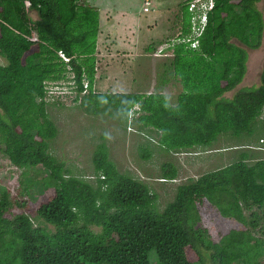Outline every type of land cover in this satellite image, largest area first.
Here are the masks:
<instances>
[{"label": "trees", "instance_id": "trees-1", "mask_svg": "<svg viewBox=\"0 0 264 264\" xmlns=\"http://www.w3.org/2000/svg\"><path fill=\"white\" fill-rule=\"evenodd\" d=\"M24 1L0 0V145L22 175L38 167L46 173L32 207L43 225L25 214L7 218L12 202L9 191H0V264H264V159L250 164L253 154L241 153L177 185L172 201L159 209L156 192L122 174L104 143L92 155L94 183L72 175L50 153L58 131L48 106L65 103L47 100L44 89V82L65 72L56 55L62 51L71 58L78 85L72 105L88 114L94 105L116 110L138 136L155 133L157 147L168 153L209 151L226 133L264 138V65L257 87L227 96L246 76L248 50L261 45L262 0H214L199 49L173 48L168 65L183 88L176 99L179 115L164 110L157 93L93 92L97 9L84 0H28L30 8ZM180 17L185 35L186 3ZM83 74L89 88L82 95ZM133 102H142L143 110L131 122L127 109ZM147 148L140 147L143 160L152 156ZM159 169L164 184L178 177L172 163Z\"/></svg>", "mask_w": 264, "mask_h": 264}, {"label": "rangeland", "instance_id": "rangeland-1", "mask_svg": "<svg viewBox=\"0 0 264 264\" xmlns=\"http://www.w3.org/2000/svg\"><path fill=\"white\" fill-rule=\"evenodd\" d=\"M84 1L98 10L99 30H107L103 36L107 35L108 40L106 42L103 38L101 43L104 57L100 59L99 71L94 76L97 91L146 95L167 90L174 94L176 101L183 88L178 78H174L172 68L166 64L172 56L154 54L181 32V9L190 0H150L147 12L143 11L144 0ZM257 7L262 12L264 20V0L258 3ZM33 17L36 19V16ZM108 30L120 33L121 39L126 38L127 43L122 46L119 42L113 41L117 35L109 33ZM128 42L132 49L127 48ZM149 48H152V51H149ZM4 64L5 60L0 57V65ZM263 65L264 30L260 47L248 50L247 74L244 81L227 96L231 97L241 88L257 87ZM166 81L169 83L166 84ZM66 104L71 103L67 100L65 104L48 106L49 116L58 131L56 138L50 141V153L63 161L72 175L94 183L92 155L97 145L104 143L108 148L109 158L122 174L146 183L156 192L159 209L172 201L177 185L188 180H196L203 174L230 164L236 161L241 153L253 154L250 164L255 160L264 159V138L259 137L258 133L250 137L221 134L209 151L173 154L161 147L158 148L155 142L147 146V139L138 136L132 123L130 125L129 121L125 123L116 110L111 108L98 110L94 105L90 106L88 114L78 105ZM92 111H95V114H92ZM261 118L264 119V113ZM262 119L259 118L260 122ZM128 126H131V129ZM106 131L111 132L112 140L105 139ZM143 146L148 147L152 154L148 160L140 158V147ZM1 148L0 145V191H9L12 202L6 217L11 219L15 215L25 214L36 225H43V222L35 218L32 207L41 195V185L46 173L38 167L22 175V171L10 165L1 153ZM164 162L172 163L178 169L177 179L165 184L160 182L157 176ZM22 202H27L28 207L20 206L19 203ZM261 227L264 228V222L261 223ZM49 228L53 229L51 226ZM210 232L214 233L213 227L210 228Z\"/></svg>", "mask_w": 264, "mask_h": 264}, {"label": "built area", "instance_id": "built-area-1", "mask_svg": "<svg viewBox=\"0 0 264 264\" xmlns=\"http://www.w3.org/2000/svg\"><path fill=\"white\" fill-rule=\"evenodd\" d=\"M149 3L150 0H144L145 7L143 11H148L147 5H149ZM24 7L30 8L31 3L28 0L24 1ZM186 7L189 15V28L187 29V34L182 35L181 32L178 33L175 39L170 40L169 43L157 49L154 56H173V48L180 45L186 50L196 51L199 49V41L206 29L208 14L214 8V0H190L186 2ZM28 40L37 42L36 38H28ZM164 51H168L169 53L163 54ZM56 55L59 61L65 66V72L59 80L44 82L47 100H59L64 103L69 100L71 104L67 105H72L71 101L77 94L78 85L73 67L70 64L71 58L66 56L62 51H57ZM80 85L82 87V95L87 93L89 82L85 74L81 77ZM93 92H95V88H93Z\"/></svg>", "mask_w": 264, "mask_h": 264}, {"label": "clouds", "instance_id": "clouds-1", "mask_svg": "<svg viewBox=\"0 0 264 264\" xmlns=\"http://www.w3.org/2000/svg\"><path fill=\"white\" fill-rule=\"evenodd\" d=\"M158 98H159V103L164 110L169 111L170 113H175L177 115L181 114V106L178 102L175 101L174 94L172 92H169L167 90H161L158 93ZM142 110H143L142 102H133V106L127 109V119L131 120L137 118V116L142 112ZM262 113H264V108L262 110ZM260 119H262L261 116ZM162 131H164L165 133L167 132V130H162ZM104 137L107 140L113 139V136L109 131H106L104 133Z\"/></svg>", "mask_w": 264, "mask_h": 264}, {"label": "crops", "instance_id": "crops-1", "mask_svg": "<svg viewBox=\"0 0 264 264\" xmlns=\"http://www.w3.org/2000/svg\"><path fill=\"white\" fill-rule=\"evenodd\" d=\"M37 13L35 12V11H30V13H29V15H30V17L32 18L33 16H36L37 17V15H36ZM107 17V16H106ZM34 18V17H33ZM35 19V18H34ZM100 29H101V27H100ZM105 31H107V30H99L98 31V36H97V45H96V52H95V55H94V57H95V59H96V72H98L99 71V66H100V59L102 58V57H104V52L102 51V46H101V43L103 42V38H105V41L107 42V40H108V37H107V35L104 37L103 35H104V32ZM109 31V33H113L114 35H117V37H115L114 39L115 40H113V41H115V42H119V44L120 45H124L125 43H127V39L125 38V40H122L121 39V37H122V35L120 34V33H116V31L115 30H108ZM122 40V41H121ZM110 42V41H109ZM123 42V43H122ZM113 43V42H112ZM113 45V44H112ZM114 48H116V45H114ZM127 48L128 49H132V46L130 45V42H128V46H127ZM117 52V51H116ZM169 61L170 60H168L167 62H166V64H167V66H169L168 65V63H169ZM169 68H171L170 66H169ZM96 72H95V75H96ZM247 74V73H246ZM244 81V80H243ZM169 83V81H166V84H168ZM167 86V85H166ZM94 88H95V91L97 92V93H99L98 91H97V89H96V84H95V81H94ZM180 94V93H179ZM147 95V94H146ZM178 96V95H177ZM176 99H177V97H176ZM135 131V130H134ZM150 135V136H149ZM141 136H143V135H141ZM146 139H147V141H146V143H147V146H151L152 144L151 143H153V142H155L156 143V146H157V136L155 135V133H150V134H148V137H145ZM150 139V141H148L149 139ZM145 143V144H146ZM154 147V146H153ZM156 148V147H155Z\"/></svg>", "mask_w": 264, "mask_h": 264}]
</instances>
